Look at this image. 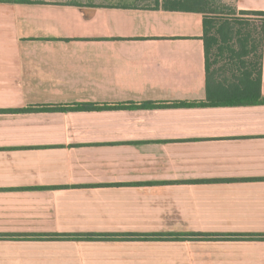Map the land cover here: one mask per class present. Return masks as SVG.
<instances>
[{
	"label": "crops",
	"instance_id": "crops-1",
	"mask_svg": "<svg viewBox=\"0 0 264 264\" xmlns=\"http://www.w3.org/2000/svg\"><path fill=\"white\" fill-rule=\"evenodd\" d=\"M13 1L0 0V264H264V104L150 106L206 98L203 15ZM88 103L115 108L23 111Z\"/></svg>",
	"mask_w": 264,
	"mask_h": 264
},
{
	"label": "trees",
	"instance_id": "trees-1",
	"mask_svg": "<svg viewBox=\"0 0 264 264\" xmlns=\"http://www.w3.org/2000/svg\"><path fill=\"white\" fill-rule=\"evenodd\" d=\"M171 11L203 15L207 88L203 101L189 104L153 103V108L238 107L264 104V12L238 11L231 15L211 11L205 0H168ZM22 4H44L37 0H15ZM115 108L106 104L30 106L25 112L95 111Z\"/></svg>",
	"mask_w": 264,
	"mask_h": 264
},
{
	"label": "rangeland",
	"instance_id": "rangeland-1",
	"mask_svg": "<svg viewBox=\"0 0 264 264\" xmlns=\"http://www.w3.org/2000/svg\"><path fill=\"white\" fill-rule=\"evenodd\" d=\"M141 2L147 7H167L171 5L168 0H142ZM205 2L207 9L222 13L223 15H231L240 11L236 5L237 0H205Z\"/></svg>",
	"mask_w": 264,
	"mask_h": 264
}]
</instances>
